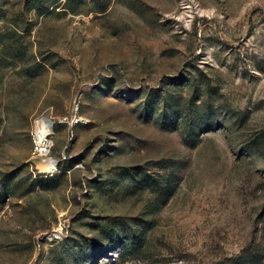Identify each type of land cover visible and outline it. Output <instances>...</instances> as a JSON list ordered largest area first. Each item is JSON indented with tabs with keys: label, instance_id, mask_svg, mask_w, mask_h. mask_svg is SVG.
<instances>
[{
	"label": "rangeland",
	"instance_id": "1",
	"mask_svg": "<svg viewBox=\"0 0 264 264\" xmlns=\"http://www.w3.org/2000/svg\"><path fill=\"white\" fill-rule=\"evenodd\" d=\"M0 264H264V0H0Z\"/></svg>",
	"mask_w": 264,
	"mask_h": 264
},
{
	"label": "bare ground",
	"instance_id": "2",
	"mask_svg": "<svg viewBox=\"0 0 264 264\" xmlns=\"http://www.w3.org/2000/svg\"><path fill=\"white\" fill-rule=\"evenodd\" d=\"M53 122L46 116H42L37 120L36 128H35V135L40 143V158H44L43 161V169L46 170V167H49L54 170L57 163L53 160L48 158L49 153L53 147V142L47 140L48 136H50L54 131ZM50 132V133H49Z\"/></svg>",
	"mask_w": 264,
	"mask_h": 264
},
{
	"label": "built area",
	"instance_id": "3",
	"mask_svg": "<svg viewBox=\"0 0 264 264\" xmlns=\"http://www.w3.org/2000/svg\"><path fill=\"white\" fill-rule=\"evenodd\" d=\"M50 133V132H49ZM50 136H48V138H49ZM48 138H47V140H48ZM35 143H36V147H35V154H37V155H40V143L38 142V139H37V137H35ZM49 240L50 241H60V240H62V233H59V232H54V233H51L50 235H49Z\"/></svg>",
	"mask_w": 264,
	"mask_h": 264
},
{
	"label": "water",
	"instance_id": "4",
	"mask_svg": "<svg viewBox=\"0 0 264 264\" xmlns=\"http://www.w3.org/2000/svg\"><path fill=\"white\" fill-rule=\"evenodd\" d=\"M43 161L44 159L42 158H38V159H34L33 160V164L40 170V171H44L43 169Z\"/></svg>",
	"mask_w": 264,
	"mask_h": 264
}]
</instances>
